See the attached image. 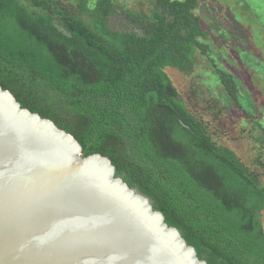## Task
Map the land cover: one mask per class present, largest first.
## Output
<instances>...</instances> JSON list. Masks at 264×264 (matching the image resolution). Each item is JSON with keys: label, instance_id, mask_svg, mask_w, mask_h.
<instances>
[{"label": "trees", "instance_id": "1", "mask_svg": "<svg viewBox=\"0 0 264 264\" xmlns=\"http://www.w3.org/2000/svg\"><path fill=\"white\" fill-rule=\"evenodd\" d=\"M88 1L77 2V14L63 0H0V86L73 135L83 156L108 157L199 259L264 264V186L212 139L170 79L195 67L205 36L192 12L198 0L125 11L139 32L109 26L111 0ZM215 69L220 102L244 109L241 81Z\"/></svg>", "mask_w": 264, "mask_h": 264}, {"label": "water", "instance_id": "2", "mask_svg": "<svg viewBox=\"0 0 264 264\" xmlns=\"http://www.w3.org/2000/svg\"><path fill=\"white\" fill-rule=\"evenodd\" d=\"M0 98V264H207L108 157Z\"/></svg>", "mask_w": 264, "mask_h": 264}, {"label": "rangeland", "instance_id": "3", "mask_svg": "<svg viewBox=\"0 0 264 264\" xmlns=\"http://www.w3.org/2000/svg\"><path fill=\"white\" fill-rule=\"evenodd\" d=\"M63 1L82 14L75 7L79 0ZM95 1H88L90 8ZM111 1L108 24L115 30L139 32L124 12L150 15L155 9L153 0ZM192 12L205 31L198 38L195 67L187 73H169L170 79L179 99L206 123L212 139L233 150L247 170L257 175L258 186H264V71H259L264 65V0H198ZM246 50L249 53L243 56ZM249 58L253 61L247 62ZM216 67L227 69L241 81L238 97L244 109L227 100L220 102L213 73ZM258 218L264 229V205Z\"/></svg>", "mask_w": 264, "mask_h": 264}, {"label": "bare ground", "instance_id": "4", "mask_svg": "<svg viewBox=\"0 0 264 264\" xmlns=\"http://www.w3.org/2000/svg\"><path fill=\"white\" fill-rule=\"evenodd\" d=\"M0 103H1V104L3 103V99H2V98H0ZM100 181H101V182H99V184L102 183V185H105V181H103V180H100ZM109 188H110V186L108 185V189H109ZM128 207H129L131 210H133L136 214H138L141 218L147 220V219H146V216L143 214V212L140 210V208L137 207L134 203H133V205H128Z\"/></svg>", "mask_w": 264, "mask_h": 264}]
</instances>
